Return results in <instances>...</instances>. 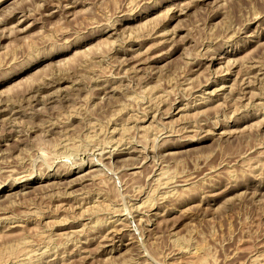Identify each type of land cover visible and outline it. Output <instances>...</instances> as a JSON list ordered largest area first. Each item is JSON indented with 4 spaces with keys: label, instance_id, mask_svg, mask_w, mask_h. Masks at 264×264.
I'll list each match as a JSON object with an SVG mask.
<instances>
[{
    "label": "rangeland",
    "instance_id": "1",
    "mask_svg": "<svg viewBox=\"0 0 264 264\" xmlns=\"http://www.w3.org/2000/svg\"><path fill=\"white\" fill-rule=\"evenodd\" d=\"M0 264H264V0H0Z\"/></svg>",
    "mask_w": 264,
    "mask_h": 264
},
{
    "label": "bare ground",
    "instance_id": "2",
    "mask_svg": "<svg viewBox=\"0 0 264 264\" xmlns=\"http://www.w3.org/2000/svg\"><path fill=\"white\" fill-rule=\"evenodd\" d=\"M178 12V11H177ZM174 16V15H173ZM212 55V54H211ZM211 94V93H210ZM148 111V110H147ZM145 112V111H144ZM154 117V116H153ZM144 118V117H143ZM142 120V119H141ZM115 144V143H114ZM120 144V143H119ZM114 147H116V145L114 146ZM122 148V147H121ZM138 206V205H137ZM85 208V207H84ZM86 209V208H85ZM137 209V208H136ZM141 210V209H140ZM84 211H86V210H84ZM78 212V211H77ZM95 212V211H94ZM80 214V213H79ZM109 214V213H108ZM157 216V215H156ZM107 218V217H106ZM18 221V220H17ZM110 223V222H109ZM13 226V225H12ZM20 226V225H19ZM116 233H118V231L116 232ZM113 235H114V233H113ZM112 235V236H113ZM105 237V236H104Z\"/></svg>",
    "mask_w": 264,
    "mask_h": 264
}]
</instances>
